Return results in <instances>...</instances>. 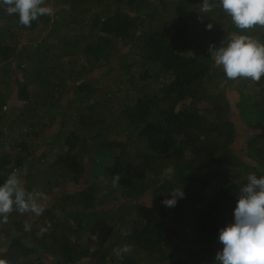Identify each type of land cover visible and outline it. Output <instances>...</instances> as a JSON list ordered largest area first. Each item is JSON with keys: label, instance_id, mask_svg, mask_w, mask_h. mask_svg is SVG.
Instances as JSON below:
<instances>
[{"label": "trees", "instance_id": "16d2710c", "mask_svg": "<svg viewBox=\"0 0 264 264\" xmlns=\"http://www.w3.org/2000/svg\"><path fill=\"white\" fill-rule=\"evenodd\" d=\"M170 1L45 0L28 27L0 7V86L17 85L0 90V182L44 194L40 215L0 221L6 264H214L239 187L264 174V75L214 65L209 45L242 31L214 0ZM116 62L112 89L88 76Z\"/></svg>", "mask_w": 264, "mask_h": 264}, {"label": "clouds", "instance_id": "9594fccd", "mask_svg": "<svg viewBox=\"0 0 264 264\" xmlns=\"http://www.w3.org/2000/svg\"><path fill=\"white\" fill-rule=\"evenodd\" d=\"M227 13L235 29L242 30L228 36L219 46L209 45L210 57L215 66L222 69L227 79L261 80L264 75V43L254 39L246 31L254 26L264 27V0H214ZM0 7L18 17V23L28 27L40 16L52 15L53 8L45 0H0ZM212 11L209 0H202L199 12ZM212 24L206 25L211 29ZM113 177V185L119 181ZM161 201L166 207H174L183 198L182 188L172 190ZM44 194L26 190L21 176L13 171L0 182V221H7L13 210L40 215L44 206L39 200ZM28 225L25 224V229ZM217 240L222 246L217 250L214 264H264V174L249 173L246 183L237 192L232 221L218 230ZM128 245L113 249L117 256L127 253ZM0 264H6L0 260Z\"/></svg>", "mask_w": 264, "mask_h": 264}, {"label": "rangeland", "instance_id": "374dc122", "mask_svg": "<svg viewBox=\"0 0 264 264\" xmlns=\"http://www.w3.org/2000/svg\"><path fill=\"white\" fill-rule=\"evenodd\" d=\"M171 1H174V0H171ZM178 1L179 0H176L175 4H172L171 5V8L175 7V5H177ZM167 2H168V0H167ZM32 44H35V42H32ZM79 64H80V62L77 63V65H79ZM12 65L14 66L15 65V62H13ZM108 68H109L108 66H105V67H101V68L95 69L94 71L90 72V74L88 76H90L92 79L94 77H96V78L97 77H100L101 80H103V81L105 80L104 82L105 83L107 82V85L106 86H107V88L109 90V89H112L113 88V84H112V82H108L107 80L111 79L112 78L111 76H115L116 75L117 70H118V62L115 63V65L113 66V68L110 70L108 76H106V72H107L106 69H108ZM18 75H19V77L22 76V74H18ZM4 77H5L6 80L10 79L8 73H5L2 70V72H0V79H4ZM21 80H23V79L21 78ZM10 84L12 85L11 82H10ZM16 88H17V85L14 86V84L12 86L9 85L8 87H5V85H1L0 86V90H2L3 93L6 92L8 94V97L10 99H13L14 91L16 90ZM29 90L30 91L31 90H41V87L34 88V87L31 86V87H29ZM15 102H16V100H15ZM235 114L236 113H234V115ZM231 118L233 119V117H231ZM233 120L236 122L235 123L236 124V129H237V137L236 138L238 139L237 142H240L238 144H240L239 146H242L241 142L242 141H245V139H246L245 137L247 135V132H250V130H246V128L243 127V124H241V121H237L235 119H233ZM65 187L70 188L67 185ZM59 189L60 188L55 187L53 193H56L57 191H59ZM151 197L152 196L150 195V198ZM143 200H144V198H143ZM145 200L148 201L149 199L145 198Z\"/></svg>", "mask_w": 264, "mask_h": 264}]
</instances>
